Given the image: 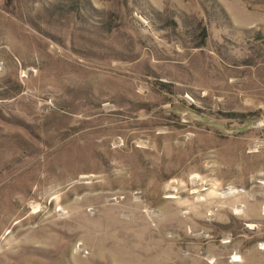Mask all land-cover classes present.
<instances>
[{"label": "rangeland", "instance_id": "1", "mask_svg": "<svg viewBox=\"0 0 264 264\" xmlns=\"http://www.w3.org/2000/svg\"><path fill=\"white\" fill-rule=\"evenodd\" d=\"M0 264H264V0H0Z\"/></svg>", "mask_w": 264, "mask_h": 264}]
</instances>
